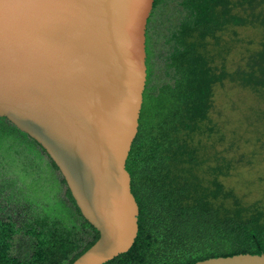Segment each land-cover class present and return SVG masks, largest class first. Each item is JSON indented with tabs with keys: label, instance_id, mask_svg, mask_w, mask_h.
I'll return each mask as SVG.
<instances>
[{
	"label": "trees",
	"instance_id": "obj_1",
	"mask_svg": "<svg viewBox=\"0 0 264 264\" xmlns=\"http://www.w3.org/2000/svg\"><path fill=\"white\" fill-rule=\"evenodd\" d=\"M168 2H154L146 50L148 61L150 40L155 43L162 35L161 26L174 27L166 56L173 82L146 87H151L145 92L149 98L144 99L126 164L140 210L139 232L129 251L103 264H193L215 256L264 252V205L246 204L218 179L232 161L214 155L215 164H209L217 141L208 145L202 138L216 133L219 141L226 136L214 118L217 87L233 83L264 97V0H181L188 13L179 22L165 24L170 13L164 14L163 6L166 10ZM232 26H250L259 33L257 43L247 47L245 55L240 51L238 61L231 52L239 38L223 36L225 31L238 35ZM147 63L150 70V59ZM252 114L264 115L257 108ZM35 142L65 183V196L81 218L79 228L43 209H16L11 206L14 198L0 185V264H71L100 233L81 214L55 162ZM22 241L31 245L24 257L18 255Z\"/></svg>",
	"mask_w": 264,
	"mask_h": 264
},
{
	"label": "water",
	"instance_id": "obj_2",
	"mask_svg": "<svg viewBox=\"0 0 264 264\" xmlns=\"http://www.w3.org/2000/svg\"><path fill=\"white\" fill-rule=\"evenodd\" d=\"M154 2L0 0V117L46 150L100 233L71 264L106 263L138 236L126 164L144 101ZM193 264H264V252Z\"/></svg>",
	"mask_w": 264,
	"mask_h": 264
},
{
	"label": "rangeland",
	"instance_id": "obj_3",
	"mask_svg": "<svg viewBox=\"0 0 264 264\" xmlns=\"http://www.w3.org/2000/svg\"><path fill=\"white\" fill-rule=\"evenodd\" d=\"M179 1L181 0H169L166 10L163 6L164 14L170 13V16L165 17V24L167 20L179 22L188 13ZM160 29L162 35H157V41L154 43L150 40L147 61L150 59L153 65L148 70L147 86L153 84L157 89L166 82L172 83L174 72L166 59L172 49L173 40L169 38L174 27L161 26ZM233 30H237L238 35L225 31L223 36L239 38L237 47L231 52L235 61H238L243 55L240 51L244 53L247 47L255 45L259 33L250 26H232ZM150 88L148 87L145 92ZM148 98L145 93L144 99ZM213 99L215 112L218 113L214 118L216 123L222 125L226 136L219 141L216 133L202 136L208 145L217 141L212 145L214 153L208 163L214 165L216 157L231 160L232 165L227 169L228 172L219 174L218 179L233 187L246 204L259 201L264 205V115L258 117L252 114L253 108L264 113V97L251 89L242 90L233 83L231 85L227 83L224 87H217ZM237 137L241 139L238 140ZM205 174L208 175V172ZM0 185L14 198L11 206L16 209L24 208L31 213L43 209L51 216H63L67 224L79 228L78 220L81 218L75 212L74 203L66 198V185L58 176V171L51 160L31 137L17 130L2 117H0ZM4 193L6 194V191ZM83 238L87 240L90 236L84 235ZM30 246L28 241H22L18 255L26 256Z\"/></svg>",
	"mask_w": 264,
	"mask_h": 264
},
{
	"label": "clouds",
	"instance_id": "obj_4",
	"mask_svg": "<svg viewBox=\"0 0 264 264\" xmlns=\"http://www.w3.org/2000/svg\"><path fill=\"white\" fill-rule=\"evenodd\" d=\"M150 19V18H149ZM148 23H149V20H148ZM148 25V24H147ZM146 35H147V33H146ZM146 47H147V41H146ZM147 51V50H146ZM146 64H147V80H148V63H147V58H146ZM146 87H147V83H146ZM146 87H145V89H146ZM144 93H145V91H144ZM144 102V101H143ZM141 115V114H140ZM139 125H140V123H139ZM138 132H139V127H138ZM138 134V133H137ZM137 137V136H136ZM136 139V138H135ZM135 141V140H134ZM134 143V142H133Z\"/></svg>",
	"mask_w": 264,
	"mask_h": 264
},
{
	"label": "flooded vegetation",
	"instance_id": "obj_5",
	"mask_svg": "<svg viewBox=\"0 0 264 264\" xmlns=\"http://www.w3.org/2000/svg\"><path fill=\"white\" fill-rule=\"evenodd\" d=\"M152 14V13H151Z\"/></svg>",
	"mask_w": 264,
	"mask_h": 264
}]
</instances>
